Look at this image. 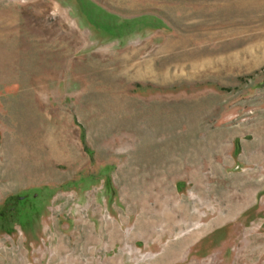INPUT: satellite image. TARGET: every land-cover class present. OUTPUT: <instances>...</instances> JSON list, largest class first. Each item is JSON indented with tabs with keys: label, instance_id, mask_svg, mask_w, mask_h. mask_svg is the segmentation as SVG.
Returning a JSON list of instances; mask_svg holds the SVG:
<instances>
[{
	"label": "rangeland",
	"instance_id": "1",
	"mask_svg": "<svg viewBox=\"0 0 264 264\" xmlns=\"http://www.w3.org/2000/svg\"><path fill=\"white\" fill-rule=\"evenodd\" d=\"M86 1L0 0V264H264V0Z\"/></svg>",
	"mask_w": 264,
	"mask_h": 264
},
{
	"label": "trees",
	"instance_id": "2",
	"mask_svg": "<svg viewBox=\"0 0 264 264\" xmlns=\"http://www.w3.org/2000/svg\"><path fill=\"white\" fill-rule=\"evenodd\" d=\"M80 10L83 15L87 18L88 22L96 29L106 33L111 37H119L124 31H128L130 27L118 26L114 22L115 18L105 14L99 10L95 5L86 0H77ZM129 26V25H128ZM26 199L22 198L20 203H25ZM22 207V206H21ZM18 210H21L19 208Z\"/></svg>",
	"mask_w": 264,
	"mask_h": 264
},
{
	"label": "flooded vegetation",
	"instance_id": "3",
	"mask_svg": "<svg viewBox=\"0 0 264 264\" xmlns=\"http://www.w3.org/2000/svg\"><path fill=\"white\" fill-rule=\"evenodd\" d=\"M23 197L20 198V200H18L17 202V205L16 206H25V205H22L23 203H20V201L22 200Z\"/></svg>",
	"mask_w": 264,
	"mask_h": 264
}]
</instances>
